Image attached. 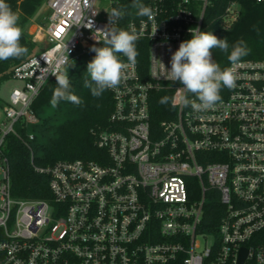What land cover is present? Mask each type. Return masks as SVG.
I'll use <instances>...</instances> for the list:
<instances>
[{"label": "built area", "instance_id": "obj_1", "mask_svg": "<svg viewBox=\"0 0 264 264\" xmlns=\"http://www.w3.org/2000/svg\"><path fill=\"white\" fill-rule=\"evenodd\" d=\"M121 2L45 1L31 37L40 48L12 70L24 87L13 89L3 107L0 154L9 134L30 148L34 135L25 139L16 124L38 122L32 104L48 82L57 83L66 46L77 65L103 43L95 31ZM212 3L147 0L155 25L147 17L128 22L126 30L135 27L149 43L148 75L129 64L128 79L109 89L114 107L96 141L97 159L35 168L50 176L51 198L14 197L3 160L0 264H238L242 248L243 264H264V60L230 64L236 87H225L212 109L171 102L169 119L152 121V94L173 91L175 98L182 87L163 78L172 54L191 39L189 28L202 29ZM240 9L237 1L228 4L225 27Z\"/></svg>", "mask_w": 264, "mask_h": 264}, {"label": "trees", "instance_id": "obj_2", "mask_svg": "<svg viewBox=\"0 0 264 264\" xmlns=\"http://www.w3.org/2000/svg\"><path fill=\"white\" fill-rule=\"evenodd\" d=\"M46 0H8V4L20 19L19 25H24L33 17L38 8L44 5ZM121 10L125 13L118 28L126 30L131 19H137L138 9L133 6L134 0H121ZM232 1H237L240 6V14L237 21L225 27L223 16L226 7ZM146 5L147 0H139ZM255 26V28H254ZM258 29V31L256 30ZM201 31H209L218 38H227L229 52L213 49L212 57L221 68L229 67L228 60L231 47L236 41L243 39L250 52L241 60H264V2L256 0H213L207 8ZM22 46L28 49L26 55L21 58H10L0 61V84L12 77V70L17 65L35 54L40 45L33 42L31 37L23 30L20 41ZM103 43L96 46L102 47ZM139 55L137 64L140 73L147 76L149 69V43L145 39L136 42ZM95 53V52H91ZM121 60L127 58L122 54ZM87 65L79 62L75 67L69 68L71 90L78 95L83 104L75 105L61 100L55 107L50 103L53 90L58 86L55 82H48L32 104V111L37 116L38 122L24 126L16 124V131L28 139V133L34 135L30 142V148L15 135L6 136L1 148L0 165L6 159L11 177V193L21 199H49L50 176L38 172L35 168H48L59 161L95 160L100 152L96 146L99 133L109 126V116L113 111L114 100L110 90H106L99 98L93 97L90 90L84 87V80L88 78ZM225 89L222 87L221 92ZM173 91L154 92L151 98L152 121L158 125L161 121L169 119L167 110L172 109L171 99L169 103H161L165 96L172 98ZM222 95V94H220ZM1 133V131H0Z\"/></svg>", "mask_w": 264, "mask_h": 264}, {"label": "clouds", "instance_id": "obj_3", "mask_svg": "<svg viewBox=\"0 0 264 264\" xmlns=\"http://www.w3.org/2000/svg\"><path fill=\"white\" fill-rule=\"evenodd\" d=\"M133 6L138 9L137 15L147 17L154 25L156 23V12L153 8L134 0ZM108 13V24L103 29L96 30L94 39L103 37V46L91 48L95 52L93 59L87 64L86 73L88 78L84 80V87L90 90L93 97L99 98L106 90L116 89L122 82L128 79L127 68L129 64H135L139 52L136 42L140 34L135 27L125 30L116 27V20L122 19L124 12L112 8ZM19 15L13 11L6 0H0V61L10 58H21L27 54L28 49L22 46V27L19 25ZM143 23V21H142ZM255 28V26H254ZM158 27L152 34L155 35ZM258 31V29H256ZM191 39L184 40L171 56L170 69L165 68L166 75L163 77L182 87L177 88V96L161 99V103L173 105L181 104L190 106L194 111H205L212 109L221 101V89L236 87L237 75L234 67L221 66L213 60L212 50L219 49L224 53L229 52L227 38L220 39L212 32L201 31L199 28H189ZM250 52L246 42L241 39L232 45L228 60L233 66L241 61ZM122 54L128 63L121 60ZM69 50L66 46V55L60 60L64 67L57 73L55 78L57 87L53 90L50 103L55 107L61 100L71 102L75 105L83 104V100L71 90L69 68L75 67V61L69 63ZM191 94L193 98L189 97Z\"/></svg>", "mask_w": 264, "mask_h": 264}, {"label": "rangeland", "instance_id": "obj_4", "mask_svg": "<svg viewBox=\"0 0 264 264\" xmlns=\"http://www.w3.org/2000/svg\"><path fill=\"white\" fill-rule=\"evenodd\" d=\"M45 15V9L44 5L40 6L36 13L33 15L31 19L24 25L23 30L27 33L29 37H32L35 31L37 30V27L42 24L43 18ZM233 25V24H230ZM230 25L226 26L229 27ZM95 53H90L87 56H85L82 61L81 65H87L95 56ZM24 87V83L21 80L15 79V78H9L7 80H4L0 84V121L4 119V111L3 107L7 104H9L10 101V94L13 89L19 88L22 89Z\"/></svg>", "mask_w": 264, "mask_h": 264}, {"label": "water", "instance_id": "obj_5", "mask_svg": "<svg viewBox=\"0 0 264 264\" xmlns=\"http://www.w3.org/2000/svg\"><path fill=\"white\" fill-rule=\"evenodd\" d=\"M246 254H247V250L245 248H242L241 252H240V257H239L238 264H243L244 263L245 258H246Z\"/></svg>", "mask_w": 264, "mask_h": 264}]
</instances>
